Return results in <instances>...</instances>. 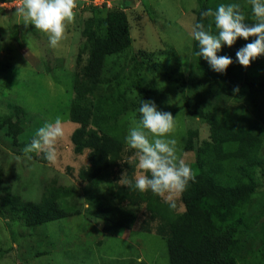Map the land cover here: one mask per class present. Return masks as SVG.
<instances>
[{
  "label": "rangeland",
  "instance_id": "374dc122",
  "mask_svg": "<svg viewBox=\"0 0 264 264\" xmlns=\"http://www.w3.org/2000/svg\"><path fill=\"white\" fill-rule=\"evenodd\" d=\"M8 1L0 6V207L14 197L37 203L59 195V203L68 192L78 213L28 225L0 211V264H170L166 239L141 228L150 215L147 204L119 203L114 192L119 183L146 193L145 153L164 155L170 183L154 205L173 218L185 211L175 175L189 171L196 157L186 148L189 130L197 131L195 146L210 139V125L188 114L186 96L257 136L256 185L247 210L257 221L246 231L244 254L264 264V88L255 103L240 91L242 79L264 78V64H247L264 49V0ZM202 7L212 16L208 54L232 64L231 81L222 84L196 65ZM112 10L125 11L131 45L106 57L91 122L124 143L123 159L96 183L78 176L89 150L76 151L72 134L79 124L70 109L74 79L89 55L85 29L98 27L94 19Z\"/></svg>",
  "mask_w": 264,
  "mask_h": 264
},
{
  "label": "trees",
  "instance_id": "16d2710c",
  "mask_svg": "<svg viewBox=\"0 0 264 264\" xmlns=\"http://www.w3.org/2000/svg\"><path fill=\"white\" fill-rule=\"evenodd\" d=\"M211 18L208 7H202L197 15L196 65L203 76L221 83L230 80L226 75L232 64L207 52L205 37L211 33ZM94 20L98 27L87 26L84 32L83 48L89 55L82 73L74 79L75 96L70 118L79 124L72 134L76 151L89 150V164L78 176L82 181L97 183L99 175L114 170L121 163L124 143L112 137L104 125H92L91 117L96 113L93 112L92 95L103 81L101 74L106 57L128 49L131 34L125 11L112 10L104 18ZM263 47L264 43H260L259 48ZM259 50L260 55L254 61H248L250 68L264 64V49ZM234 64L235 68L239 67V63ZM240 83L241 90L240 87L238 90H246L248 100L255 103L256 93L264 88V78L260 81L245 78ZM185 105L191 117L199 116L210 125V139L201 146H195L197 131L189 130L186 148L195 149L196 157L189 171L175 175L185 211L173 218L167 209L154 205V196L170 183L167 174L172 167L160 154L145 153L150 190L141 194V188L137 189L134 184L116 183L115 196L119 203L147 204L150 215L142 221L141 228L166 239L170 264H260L259 260L254 262L244 254L246 231L257 221L254 214L247 212L256 185L257 136L232 122L227 115L208 109L204 102L186 96ZM118 110L114 112L115 116L121 111ZM68 194L65 192L59 203L55 201L59 195L46 196L37 203L14 197L0 207V211L12 219H24L28 225H39L78 213L74 204H68L72 203ZM156 219L158 221L153 222Z\"/></svg>",
  "mask_w": 264,
  "mask_h": 264
},
{
  "label": "built area",
  "instance_id": "2783aa9c",
  "mask_svg": "<svg viewBox=\"0 0 264 264\" xmlns=\"http://www.w3.org/2000/svg\"><path fill=\"white\" fill-rule=\"evenodd\" d=\"M11 1H3L2 3H0V6H6L8 3H10ZM86 2L88 4H91V5H99V6H102V5H107V6H110V2L109 0H90L89 2L86 0ZM8 7V6H6ZM10 8V7H9Z\"/></svg>",
  "mask_w": 264,
  "mask_h": 264
}]
</instances>
